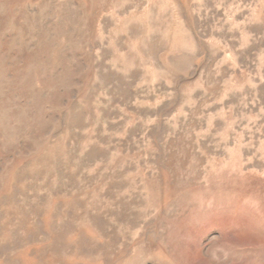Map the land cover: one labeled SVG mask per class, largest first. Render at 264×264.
Segmentation results:
<instances>
[{"label": "rangeland", "instance_id": "374dc122", "mask_svg": "<svg viewBox=\"0 0 264 264\" xmlns=\"http://www.w3.org/2000/svg\"><path fill=\"white\" fill-rule=\"evenodd\" d=\"M0 264H264V0H0Z\"/></svg>", "mask_w": 264, "mask_h": 264}]
</instances>
